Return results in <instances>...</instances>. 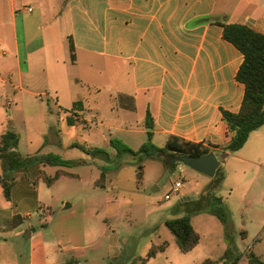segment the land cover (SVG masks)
Listing matches in <instances>:
<instances>
[{
  "label": "crops",
  "instance_id": "obj_1",
  "mask_svg": "<svg viewBox=\"0 0 264 264\" xmlns=\"http://www.w3.org/2000/svg\"><path fill=\"white\" fill-rule=\"evenodd\" d=\"M30 1L17 8L16 0H0V134L15 128L16 113L27 119L36 112L47 120L49 116L47 144L62 147L60 121L63 113L69 112L66 120L75 138L87 141L84 145L89 147L110 144L99 129L103 121L100 108H90L83 91L76 88L73 93L68 85L65 66L71 39L76 57L73 64L80 56L91 67L99 62L121 63L129 71L128 97L133 109L136 105L144 113L139 121L130 122L136 123L137 129L125 130L137 134L140 144L134 150L146 143L152 132L154 144L159 141L166 145L170 137L176 136L219 146L213 152L224 154L220 146L227 144L232 135L222 111H240L245 86L236 79L244 56L224 39L223 24H245L264 34V0H240L229 9L227 2L220 0ZM207 18L209 21L203 22ZM65 23L69 24V33ZM103 68L102 72L108 73L111 65ZM75 81L94 89L91 101L101 105L97 83L79 78ZM148 111L154 123L152 129L146 126ZM71 143L80 142L72 139ZM253 148L259 156L264 154V126L252 132L246 145L237 151L243 153L233 165L235 171L227 168L226 160L222 184L232 179L240 187L250 183L245 165L255 163L250 157ZM47 149L41 148L40 154H56ZM48 167L59 166L36 161L12 172L10 200L4 197L0 185V235L8 228L18 229L44 209L40 188L42 181L46 183ZM29 247L25 262L45 263V253L37 254L33 244ZM13 253L0 244V264H18Z\"/></svg>",
  "mask_w": 264,
  "mask_h": 264
},
{
  "label": "rangeland",
  "instance_id": "obj_2",
  "mask_svg": "<svg viewBox=\"0 0 264 264\" xmlns=\"http://www.w3.org/2000/svg\"><path fill=\"white\" fill-rule=\"evenodd\" d=\"M16 1L17 8L31 4L30 0ZM220 1L227 2L229 9L240 0ZM64 25L69 33V24ZM70 54L71 49H68L69 59L65 66L68 85L73 93L76 88L83 91L90 101V108H100L103 121L99 129L106 139L122 140L132 149L138 147L137 134L125 131L137 129L138 125L130 122L139 121L144 114L141 108L137 110L135 101V109L123 107L125 103L130 104L125 98L131 94L127 68L121 63L105 62L91 67L80 56L73 64ZM106 64L111 65L108 73L102 72ZM76 78L97 83V91H101L97 96L100 106L91 101L96 91L77 85ZM45 98L48 101L49 98ZM68 117L69 112L63 113L60 121L64 132L62 147L46 142L50 129L49 116L47 120L45 115L33 112L23 119L22 113H16V126L10 127L20 136V153L40 154L41 148L47 146V150L72 161L69 165L48 167V176L55 175L58 169L76 175H63L50 186L42 181L40 197L44 209L26 219L18 229L8 228L1 232L0 244H5L14 252L18 264H27L24 259L32 244L37 254L45 253L47 259L43 264H142L150 249L165 241L169 243L167 250L146 264H201L206 259L222 257L228 250L241 255L238 264H250L251 253L264 261V154L259 156L253 148L250 157L255 163L245 165L246 178L250 181L248 185L240 187L232 179L228 184L224 182L217 191L229 212V222L224 225L209 210L198 211L196 203L201 197L209 201L207 191L219 182L226 160L229 161L227 168H234L235 171L233 165L243 152L218 154L221 166L215 177L174 164L169 158L176 166L170 170L171 165L165 162L167 157L162 161L148 156L119 154L109 143L100 145L110 155L108 159H102L72 146V139L81 144L87 141L73 136L71 124L66 120ZM155 144L160 147L165 145L159 141ZM140 165L145 170L142 187L137 182ZM104 167L108 178L106 187L100 188L96 186V181ZM178 181L184 186L175 192ZM167 194L171 195L170 199L165 198ZM67 204H70L69 208H66ZM186 215L191 216L192 224L200 234V243L191 252L182 253L165 222ZM29 234L30 238L27 237ZM35 264H38L37 261Z\"/></svg>",
  "mask_w": 264,
  "mask_h": 264
},
{
  "label": "trees",
  "instance_id": "obj_3",
  "mask_svg": "<svg viewBox=\"0 0 264 264\" xmlns=\"http://www.w3.org/2000/svg\"><path fill=\"white\" fill-rule=\"evenodd\" d=\"M209 19H203L207 22ZM223 37L225 40L232 43L244 56L243 63L237 73L236 79L245 86V96L242 102L241 109L238 113H233L223 110V120L228 125L231 133V139L225 145L220 146L224 154L237 152L241 150L248 142L252 132L264 126V34L260 33L245 24L239 23H224ZM71 57L75 60V47L70 39ZM129 100L128 108L133 109L134 106L131 98L125 97ZM124 105H127L125 103ZM146 126L153 128L154 123L150 112L148 111L146 117ZM152 132H149V139L138 150L132 149L129 145L119 139H111L110 145L117 150L119 154L129 153L133 156H148L152 158H160L162 161L167 157L165 162H168L170 170L176 166L170 162L169 158L175 155H188L193 157H201L208 155L214 151L213 148L204 143L190 142L180 137L172 136L164 147H158L152 141ZM20 143V136L13 130H8L0 134V164L2 166V173H0V185L3 188L4 197L10 200L12 187L14 182L10 179V174L14 171L20 170L30 163L40 161L42 163L53 166L69 165L70 160L62 159L56 154H35L24 156L18 151ZM73 147H77L85 153L94 157L108 159L109 153L98 147H89L80 143H73ZM63 175L76 176L61 170H58L53 176H45V182L50 186L54 181ZM108 171L106 167L102 169L100 178L96 181V186L100 188L106 187ZM145 170L144 166L140 165L137 169V182L140 187L144 183ZM225 178L224 171L220 172V180L216 186H210L207 191V200L200 198L197 205L198 211L209 210L216 216L224 225L229 222L228 209L223 205V198L217 195V191L222 185ZM186 202V201H185ZM210 206V208L208 207ZM165 225L174 235L175 240L182 253H189L200 243V234L195 229L191 221V216L175 218L165 222ZM245 235V233H244ZM169 243L167 241L160 245L153 246L143 259L142 264L155 259L161 252H165ZM241 259L240 254H235L234 251L228 250L222 257L218 259H206L201 264H238ZM250 264H264L258 256L251 253Z\"/></svg>",
  "mask_w": 264,
  "mask_h": 264
},
{
  "label": "water",
  "instance_id": "obj_4",
  "mask_svg": "<svg viewBox=\"0 0 264 264\" xmlns=\"http://www.w3.org/2000/svg\"><path fill=\"white\" fill-rule=\"evenodd\" d=\"M170 160L174 164L185 165L201 173H204L209 177H215L221 166V162L219 161L217 155L214 152L201 157L175 155L173 157H170ZM69 207L70 204H67L66 208Z\"/></svg>",
  "mask_w": 264,
  "mask_h": 264
},
{
  "label": "built area",
  "instance_id": "obj_5",
  "mask_svg": "<svg viewBox=\"0 0 264 264\" xmlns=\"http://www.w3.org/2000/svg\"><path fill=\"white\" fill-rule=\"evenodd\" d=\"M28 10H29V11H32L31 8H28ZM183 186H184V184L181 183L180 181L176 182V184H175V188H174V191H175V192H179L180 189H181ZM165 198H166V199H170V198H171V195H170V194H167V195L165 196Z\"/></svg>",
  "mask_w": 264,
  "mask_h": 264
}]
</instances>
